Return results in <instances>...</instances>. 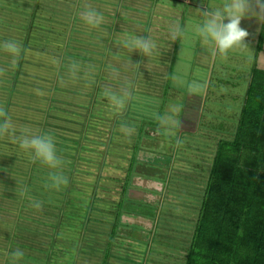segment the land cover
<instances>
[{"label":"crops","instance_id":"obj_1","mask_svg":"<svg viewBox=\"0 0 264 264\" xmlns=\"http://www.w3.org/2000/svg\"><path fill=\"white\" fill-rule=\"evenodd\" d=\"M56 3L62 6L66 3H75L76 10L74 12L84 11L88 7L94 8L103 14L104 22L99 27L92 28L79 17L78 29H82V33H78V35L83 37L76 35L75 39L81 40V43L77 42L80 45H77L76 48L64 44L61 56L55 57L52 54V56H48L47 53L50 52V49L39 46L35 42L32 47L27 49L26 55L23 53L22 56L17 57V64L13 71L5 69L6 71L2 72L1 79L4 78L5 81L13 79V84L16 83L14 94L10 100L3 94V91L6 90V82L3 81L5 86L0 84V107L5 108L7 102L10 104L7 113L12 118L17 135L21 128L38 123L37 120H34L35 116H39L38 112L36 109H32L34 106L31 103L42 104L45 102L43 106H47L48 112L52 110L61 112L64 111L62 109L64 107L60 106L61 102L69 104L66 95L73 98L75 95L82 101L83 97H86L89 105H85L83 102L77 105L88 109L85 120L79 121L82 122L79 137L76 139L79 142L85 139L86 127H90L88 117L99 116L98 113L92 114L90 109L96 108L97 104L110 106L107 99L101 95L107 85L116 90H123L120 86L130 88L129 97H127L128 94H123L125 98L129 99V103L123 110H117L114 120L112 119L111 133L105 138L106 141H102L104 137L100 141H96L99 148L95 147L91 151L86 149L83 143V146L77 143L82 149L80 156L83 159L78 161L72 187L83 189V185L80 186L78 183V180L82 178L89 183L82 166L88 161L86 158H90V156L85 155L84 151L88 150L90 153L102 151L104 159L101 160V168H104V164H108L105 175L100 174L98 168L97 173H94L96 176L93 174L92 194H89L91 200L93 199L91 213L93 219L89 223H86V212L83 211L75 221H71L70 225H66L67 227L63 229V218H60L62 211L57 215L58 213L55 214L53 209L51 212L46 209L42 210L41 205L44 208L45 204H49L50 208L54 207L56 196L53 197V201L51 199L47 201L43 198L42 192H36L37 188H46L44 186L50 184L46 181L52 177L50 174L52 168L44 166V164L37 166L40 162H32L31 155L22 152L7 135L0 138V219L7 220V222H3V225H0V254L5 252L6 255L3 257H6L7 260L4 263L1 261L0 264H46V261L50 264H69L70 260L73 264H99L100 262L111 264L101 260L107 258L105 250L112 245L113 240H116V244L113 246L110 262L117 264L118 261L126 260L127 264L153 263L154 259L151 256L159 251L156 246L160 243L157 238L161 237L158 231V222L163 216L161 214H163L165 188L174 187L169 185V182L175 180L174 172L180 171L179 166L190 163V160L193 164H197V161L200 163L202 158H206L211 160L210 163L205 162L208 164L206 166L209 177L212 171V169L210 171V166L212 168L219 142L232 140L239 129L245 114L248 93L257 75H259L258 82H261L260 76L264 72V13L253 15L250 12L241 20L240 26L249 33L244 41L247 47L233 49L224 57L214 52L212 46L202 41L195 32V24L201 19L200 9H211L219 4L220 0H57ZM254 10L257 13L259 11L258 9ZM72 27V30L75 29V24ZM173 29L179 31L174 32ZM69 34L71 37V32ZM131 36H143L155 41L157 47L153 50L152 55L146 56L139 50L129 48L130 54L126 52V54L120 55L118 51L122 49L121 52H124L125 47L123 44H117V41H124ZM39 42L41 43L42 40ZM72 47L73 52L69 50ZM28 54L32 57V61L31 57L30 60L26 59ZM45 56L52 60H46ZM137 58H139V63L135 65L134 61ZM95 60H98L99 63L98 66H95L96 73L86 74L82 69L87 68V65L92 64ZM3 62L4 59H0V63L5 65L6 63ZM131 67H137L136 75H133ZM74 70L89 78L87 81L85 78L80 77V80L77 78L79 80V83L75 84L77 89H70L66 84L69 83V79H73L71 75ZM15 71L17 75L13 76ZM9 76L12 78L9 79ZM24 78L33 79L34 82L25 83ZM99 78H101V87L96 89L94 85ZM136 81L139 83L138 86H136ZM7 87H11V85ZM63 93L67 94L63 97L60 96ZM78 93L88 97L79 98ZM91 94L92 96L89 97ZM22 99L26 107L22 106L24 104ZM78 99L77 101H79ZM28 103L31 105L27 106ZM153 106H157V109ZM30 110H34V115H32L33 119L30 117L29 120L27 117L31 115L32 111ZM25 111L30 112L27 114ZM42 123L44 125L41 129L39 128L40 133H48L52 136L57 134L55 130L59 129L58 125L51 124L49 121H42ZM123 125L130 127L123 131L129 142L123 145L125 152L121 155L124 158L120 157V159H126L129 162L127 167L130 166L131 161H134L133 156L137 149L134 147L139 144L137 156L138 160L143 161L139 167L141 172L147 169L148 171H157V168L164 166L170 171L169 176L161 178L163 184L157 182L156 188L160 189L161 187L162 190L152 191V194L157 197L159 195L158 198L150 200L141 196L135 197L136 199L142 198L144 201L149 200L150 205L155 206L154 215L145 214L139 205L130 207L132 212H125L122 215V224L117 227L116 212L120 201H115L116 208H114L112 200H108L104 209L100 207L101 205H97V202L102 201L100 194L101 191L104 192L108 188L106 187L107 181H111V184L114 185L118 182V180L112 179L108 172L120 170L121 166L117 169V166L109 161L113 151L105 150L104 147L100 149V146L108 145L111 148L114 145V149L116 146L123 147L122 143L118 141L122 139L119 127ZM171 131L177 134V141L173 142L171 151H165L166 137H169L167 133ZM144 132L147 133L145 139L143 138ZM187 137L190 139L185 141ZM86 138L89 139V136ZM159 150L161 151L159 152ZM73 152V150H69L67 154L70 155ZM207 155L210 157L208 158ZM89 161L93 162L91 158ZM38 171H44V173L46 171L47 175L44 177L42 174L39 175L40 177H36L35 174ZM145 173H142L145 185L141 186L138 193L144 191L151 195L148 190L151 186L145 187L151 176L149 173ZM38 178L43 179L38 181ZM33 181L37 183L34 190L31 187ZM60 185L58 189L62 188ZM132 185V188L137 186L136 182H133ZM121 189L122 186H120V191ZM29 192L31 193L30 197L28 196V199L23 202L22 197ZM68 194L70 195L71 192ZM131 196L133 197V195ZM28 200H30L29 203ZM3 203H7L9 207L3 206ZM36 203L39 205L38 208ZM159 203H161V211H159ZM14 204L17 205V210ZM20 204L25 205L22 217L18 213L21 212L19 211ZM102 211H107V214L115 216L112 217L113 221L109 219L104 221ZM31 215L34 217L30 218ZM126 217L135 221L148 222L147 231L155 238L153 240L155 244H151L150 251H148L149 246L146 250L141 249V239H136L135 232L127 237L125 234L126 221H128ZM26 218L33 219L36 224H26V222L17 224V220L23 221ZM58 222L62 228L55 234L50 227ZM102 223L108 227L106 228V225L102 227ZM22 224L23 226H20ZM74 226L76 230H73ZM145 229L142 227L141 235L147 233ZM69 232L75 233L73 234L75 239L73 244H70L71 240L67 237ZM13 250L24 252L20 261H12L10 254ZM76 253L78 254L76 255ZM121 254L122 256H120Z\"/></svg>","mask_w":264,"mask_h":264},{"label":"rangeland","instance_id":"obj_2","mask_svg":"<svg viewBox=\"0 0 264 264\" xmlns=\"http://www.w3.org/2000/svg\"><path fill=\"white\" fill-rule=\"evenodd\" d=\"M57 0H0V43L4 42V41H8V40H12L15 41L16 43H18L21 47V52L19 55H23V53L26 55V53L28 52V48L32 47V45L36 42L37 45L39 46H45L48 49H50V52L47 53V55H53L55 57L61 56V54H63L62 52V47L64 46V44H69V46H73L74 48H76L78 44L77 42L81 43L80 39H75V37L80 36L78 35V33H82V29H78V25L80 23V20H78V18L80 17V13L83 11H77L74 12V10H76V4L74 3H66L63 6L58 4L57 5ZM56 6V7H55ZM48 10V11H46ZM63 11V12H62ZM71 17V18H70ZM74 22V23H72ZM75 24V29L72 30V26ZM80 27V26H79ZM69 32H71V37H69ZM52 36H51V35ZM77 35V36H76ZM88 35V34H86ZM83 37V36H80ZM85 37V36H84ZM36 40V41H35ZM39 40H42V42L40 43ZM44 40V42H43ZM69 40V43H68ZM76 41V42H75ZM43 43V44H42ZM123 44V41H117V44ZM46 44V45H44ZM82 45V44H81ZM73 47L71 49H69L71 52H73ZM121 47V46H120ZM34 49V48H33ZM35 50V49H34ZM122 49H120V51H118V53L121 55H124L131 51L125 50V48L123 49L124 52H121ZM130 54V53H129ZM51 55V56H52ZM0 59H4V62L6 63L5 65H2L0 63V75L2 74L3 76V71L9 70V71H13L15 69V64H17V57H13L11 54L3 51L2 49H0ZM30 54H28L26 56V59L28 60L30 58ZM47 58V56H45ZM45 58V59H46ZM141 58V57H140ZM50 59V60H49ZM30 60V59H29ZM46 60L51 61L52 58H47ZM31 61H32V57H31ZM3 62V63H4ZM24 62V61H23ZM135 65L137 63H139V58L135 59L134 61ZM98 60H95L92 62V64H88L87 68H84L82 70H85V73H96V68L95 66H98ZM6 69V70H5ZM130 70L133 72V75H136V70L137 67H131ZM27 72V71H26ZM73 74L71 75V78L73 79H69L68 82L66 84V86H68L70 89H77L75 87V84L77 85V83H79V80L81 78H85L87 81V78H89L88 76L84 75L82 76V74L76 72V70H74V72H72ZM17 75L16 71L14 72L13 76ZM70 77V76H69ZM81 77V78H80ZM9 79L12 78L11 76L8 77ZM77 78L79 80H77ZM29 78H24L25 83H29V81H33L32 80H28ZM101 78H99L96 81V84L94 85L97 89V87H101L100 86V80ZM3 81L6 82V85H11V87H7L6 86V90L3 91V94L5 95V97H9L8 99L10 100V98H12V95L14 94V88L16 86L13 84V79L9 80V81H5L4 78L1 79L0 78V84H2V86H5L3 84ZM107 85V84H106ZM139 83L138 81H136V86H138ZM122 87L123 90H116L113 87H111L110 89H112L113 91L119 93V94H124L126 93V95L128 94L127 97H129L130 93H131V89L130 88H125V86H120ZM86 88H88V86H86ZM106 88H109V86L107 85ZM119 91V92H118ZM24 94H26L24 92ZM67 93H63L60 96H65ZM77 94V93H76ZM79 94V93H78ZM82 96H87L85 94L82 95V93L79 94V98H82ZM91 95H89V97H91ZM66 100L69 102V104L65 103L63 101V103L61 102L60 106L64 107L62 108L64 111H49L47 109V106H43L45 102H42V104H35V103H31L32 106H34L32 109H36V111L38 112L39 116H35L34 120H37V124H31L30 126H26L24 128H27L28 130H30L32 133L35 134H41L40 133V129L41 127L44 125L42 123V121H49L51 124H56L59 126V129L55 130L56 131V135L53 134L54 140H55V145H56V153H57V157L58 159L61 161L62 164H59L57 168H52V171H50V174L52 175V177L49 179V181H46L48 183H50L48 186H44L46 188H37L36 192L40 193L42 192L44 194L43 198L47 199V201H49L50 199L53 201V197H55V202L53 204V208H50L49 204H45V208L43 207V205H41L42 210L46 209L48 212H51V209H53V212H55V214L59 215V213L61 214L60 218H63V229L65 227H67L68 225H70L69 223L71 222V219L75 218L72 217L70 219L69 216V207L71 205H75L78 214L83 211V207L81 206L83 202L88 201L91 202V194H92V182L94 181L93 179V174L97 173L96 170L98 168V172L102 175H105L106 169L108 167V164H104V168H101V160L104 159V154L102 155V151H95V153L88 151H84V154L87 156H90V158L92 159V163L89 161L90 158H86L88 161H86V163L84 164V166H82L83 169H85L84 171V175H86L87 180H89V183L85 180V179H79L78 183L81 185H83V189H77V187H72L73 186V182H74V175L76 172V168L78 166V161H80L81 159V152L82 149L79 147V144L82 145V143L84 144V146L86 147V149H95V147L99 148V146L97 145L96 141H100L101 139H104L102 141H106L105 138L108 136V134L111 133L110 131V127L112 125V119L114 120V115H116L117 110L118 109H110L111 106L107 107L105 105L102 104H97V106H95L96 108H91L90 112L92 114H96L98 113V117H93V116H89L88 117V121H89V125L90 127L85 129V139H82L81 142H79V140H76L79 137V131L81 129L80 125L82 124V122H79L81 120H85V115L88 112V109H84L80 106H77L78 103L83 102V104L85 103V105H89V101L86 99V97H83V101L81 99H78L77 96L74 95V98L72 96H65ZM88 97V96H87ZM32 99H34L32 97ZM45 99V98H44ZM77 99L79 101H77ZM22 102H24V100L22 99ZM35 102V101H34ZM129 103V99L126 98V105ZM30 103L27 104V106L31 105ZM82 104V103H81ZM5 110H7V108L10 106V104L7 102L5 104ZM22 106H25V102L24 104H22ZM92 106V105H91ZM155 109H157V106H153ZM124 109V108H123ZM122 109V110H123ZM159 109V107H158ZM34 110H30V111H25V113L30 112L27 118L30 117L32 118L34 115ZM24 113V114H25ZM28 114V113H27ZM38 117V118H37ZM33 119V118H32ZM31 119V120H32ZM111 119V120H110ZM28 120V119H27ZM34 122V121H33ZM79 122V123H78ZM78 123V124H77ZM145 123V122H143ZM141 124V123H140ZM92 125V127H91ZM40 128V129H39ZM66 128H68V132L66 131ZM130 127L128 126H120L119 130L121 131L122 134H120V137L122 138L121 140H118L120 143H122V146L127 142L128 138L125 136V133H123L124 129L127 130ZM132 128V127H131ZM133 129V128H132ZM133 131V130H132ZM60 133V134H59ZM147 133L144 132L143 134V138L145 139V137ZM176 133H173V131L168 132L166 137V148H164L165 151H171V148L173 146V142L176 143ZM60 135H62L60 137ZM142 135V134H141ZM68 136V137H65ZM89 136V139H87L86 137ZM56 137V138H55ZM117 137V136H116ZM118 139V138H117ZM143 139V141H144ZM190 137H187L185 141L189 140ZM179 141V140H178ZM79 143V144H77ZM125 144V145H126ZM138 144V143H137ZM139 144L134 147L137 148L135 151V154L133 156L134 161H131L130 166L127 167V164L129 163L126 159H120V157L123 155H121L123 152H125L124 150V146L123 147H117L114 149V145L111 146V148L106 145V147L100 146V149H103L102 147H104L105 150L108 151H113L112 156H110L109 161L111 163H113L114 165L117 166V169L119 168V166H121L120 170H112L109 173V175L111 176L112 179L118 180L117 183L111 184V181H107V186L108 187L106 189V191H101V197H102V201L97 202V205H101L100 207H102L103 209L106 207V202H109L108 200H112L113 204H114V208L116 203L115 201H120L124 198V190L127 193V189H131L133 191H131V195H133V197H144L150 200H155L157 197V195L152 194L153 192H156V185L157 182L160 184L162 183V177H167L169 176V169L165 168V166L162 168H157V171H153L150 170L148 171L145 170L143 172L149 173V176H151L147 181L146 179V186L148 187L149 185L151 186L150 189H148L151 192V195L147 192H139V188L141 186H144L145 184H143V172H141L142 170H140V166L142 165L143 161L138 160V154H139ZM109 147V148H108ZM168 148V149H167ZM114 149V150H113ZM69 150H73V153H69L67 154V152ZM163 150V149H162ZM92 151V150H91ZM161 150H159L160 152ZM62 152V153H61ZM111 153V152H110ZM208 158L210 157L209 155H207ZM124 158V157H123ZM166 158V157H165ZM203 159V160H202ZM201 162L199 163L197 161L196 163H192L190 160V163H187L185 165L179 166L181 168V170H176L174 172V182H169V185H173L174 187H170L166 190L165 193V198L163 201V216H161V218L159 219V232L161 237L157 238L160 243L157 244V248H158V253H154L152 254L151 258L154 259V262H150L149 264H184L185 263V256L187 254L186 252V248L189 246V240L192 237V233L194 231V221L196 220V217L198 215V207L201 204V198L202 195L204 193V189L207 186L208 182H209V177H208V170H207V163H210L211 160H208L206 158H202ZM150 160V159H149ZM158 161V160H156ZM150 162V161H149ZM207 162V163H205ZM95 163V164H94ZM94 164V165H93ZM201 164V165H199ZM38 165H42V163H38ZM126 165V166H125ZM207 165V166H206ZM45 166V165H44ZM125 166V167H124ZM42 167V166H41ZM127 167V169H126ZM205 167V170H203ZM211 166H210V171H211ZM51 170V169H50ZM103 170V171H101ZM108 170V169H107ZM29 171V168H28ZM179 171V172H178ZM145 173V174H146ZM45 177V175H47V172L44 171H38L35 176L36 177H40L39 175H42ZM171 174V172H170ZM96 176V174H94ZM126 175V176H125ZM43 177V178H44ZM67 177L68 179V183L64 184L63 183V178ZM42 178V179H43ZM1 179V177H0ZM3 179V178H2ZM5 179V178H4ZM8 179V177H7ZM41 179V180H42ZM158 179V180H155ZM165 178H163L164 180ZM179 181H176L178 180ZM38 178V181H41ZM138 180V181H137ZM160 180V181H159ZM208 180V181H207ZM132 181L136 182L137 186L136 188H132ZM165 181V180H164ZM54 182V184H53ZM39 183V182H38ZM62 188H59V185ZM114 183V182H112ZM145 183V182H144ZM33 186H31L34 190L35 186L37 185V183L35 181L32 182ZM53 184V185H51ZM118 184V185H117ZM75 185V183H74ZM88 185V186H87ZM41 186V185H40ZM120 186H122V189L120 191ZM139 186V187H138ZM31 188V190H32ZM111 189V191H110ZM138 189V190H137ZM14 191L16 190L15 188L13 189ZM56 190V191H55ZM159 190L161 191V187L160 189H157V191L159 192ZM71 194L69 195L68 193ZM89 192V193H88ZM137 192V193H136ZM30 192L26 193L23 197L22 200L24 202V200L26 201L28 199V196L30 197ZM90 194V195H89ZM37 197V196H36ZM117 197V198H116ZM41 198V197H40ZM42 199V198H41ZM115 199V200H114ZM142 199V198H141ZM16 200V199H15ZM149 202V200H146ZM28 203L30 202V200L27 201ZM104 202V203H103ZM102 203V204H99ZM59 204L57 207L56 205ZM69 204V205H68ZM161 203H159V211H161ZM9 207V205L7 203H3V206ZM15 205V204H14ZM36 205H38V203H36ZM68 205V206H67ZM16 210H17V205H15ZM20 210L21 212H18L20 215V217H22L24 209H25V205L20 204ZM38 208V207H37ZM40 208V209H41ZM142 212H145V214H153L155 213V206L154 205H144L142 204L140 206ZM28 210V208H27ZM39 210V209H38ZM102 210V209H101ZM32 212V209L30 210ZM104 213V221H107L108 219L113 221L112 214H107V211H102ZM101 212V213H102ZM137 213V212H136ZM159 213V212H158ZM81 214V213H80ZM137 216V215H135ZM34 217V216H29ZM126 219L128 221H126L127 224V228H125V234L128 236H131L134 234H136V239L139 240L141 239L140 244L141 245V249H145L147 248V246H149V250L152 248L151 244H155L153 243V240H155V238H153L149 233V231H147V227L149 226L148 222H140V221H135L132 218H128L126 217ZM133 221V222H132ZM3 222H7V220L5 219V221H3L2 219H0V225H3ZM24 222L27 223H31V224H36L33 219H25V220H17V224H21ZM151 222H153L151 220ZM16 224V226H18ZM20 225V226H23ZM11 225V224H10ZM67 225V226H66ZM106 224L103 225V223L101 224V226H105ZM147 226V227H146ZM60 226H52L50 227L51 230L54 231V233H58L59 229L62 228ZM108 227V225H106V228ZM112 227V226H111ZM113 227L115 228V226L113 225ZM142 227L146 228L144 234H140ZM1 228V226H0ZM59 228V229H58ZM8 231H10L9 228H7ZM66 230V229H65ZM73 230H76L75 226L73 227ZM134 230V231H132ZM72 232H69L67 237L70 238L71 243L73 244L75 242L74 236ZM150 237V238H148ZM84 238V237H82ZM104 238V237H103ZM132 238V237H131ZM149 241V243H148ZM112 245L107 247L105 250V254L107 256V258H103L101 261H107L108 263L114 264L112 262H110L111 260V256L113 254V246L116 244V240L112 241ZM117 242H119V240H117ZM35 245V244H34ZM127 246V245H126ZM136 246V245H133ZM123 254V252H121ZM58 254V253H57ZM78 253H76L77 255ZM122 254L120 256H122ZM151 253L149 252V255ZM4 255H6V253H2V255L0 254V262L2 261V263H4V261L7 260L6 257H3ZM61 255V253H60ZM54 257H56V254H54ZM71 259V258H69ZM57 260V259H56ZM45 263V260H44ZM117 264H127V261H118L116 262ZM46 264H50L47 263ZM69 264H73V262H69ZM99 264H103L102 262H100ZM107 264V263H106Z\"/></svg>","mask_w":264,"mask_h":264},{"label":"trees","instance_id":"obj_3","mask_svg":"<svg viewBox=\"0 0 264 264\" xmlns=\"http://www.w3.org/2000/svg\"><path fill=\"white\" fill-rule=\"evenodd\" d=\"M261 75V82L257 75L251 85L235 137L219 142L184 264H264V72ZM127 190L118 204L117 227L122 215L132 212L130 207L150 205ZM81 206L86 223L91 222L93 201ZM76 207H69L70 219L75 216L71 221L83 212L78 214Z\"/></svg>","mask_w":264,"mask_h":264},{"label":"clouds","instance_id":"obj_4","mask_svg":"<svg viewBox=\"0 0 264 264\" xmlns=\"http://www.w3.org/2000/svg\"><path fill=\"white\" fill-rule=\"evenodd\" d=\"M254 9H258V13ZM250 12L253 15L264 13V0H220V3L211 9H200L201 19L195 24L196 35L211 45L214 52L226 57L233 49L247 47L244 41L249 33L240 25L241 20ZM80 17L86 25L92 28H97L104 22L103 14L91 7L81 12ZM173 31L178 32L179 30L173 29ZM123 46L139 50L146 56H151L157 47L155 41L143 36L128 37L123 41ZM0 49L13 57H18L21 52L20 45L12 40L0 43ZM101 95L115 109H123L126 106L125 95L110 88H106ZM5 135L22 152L29 153L32 162L39 161L49 168H56L61 163L57 157L54 137L51 134H35L27 128H21L17 135V129L11 116L4 107H0V138ZM63 183H68L67 177L63 178ZM10 256L12 261L18 262L23 258L24 252L13 250Z\"/></svg>","mask_w":264,"mask_h":264}]
</instances>
